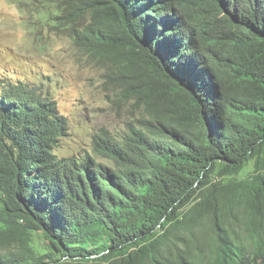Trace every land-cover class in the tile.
<instances>
[{"label":"trees","instance_id":"1","mask_svg":"<svg viewBox=\"0 0 264 264\" xmlns=\"http://www.w3.org/2000/svg\"><path fill=\"white\" fill-rule=\"evenodd\" d=\"M66 1L154 120L60 156L57 102L1 79L0 264H264V0Z\"/></svg>","mask_w":264,"mask_h":264},{"label":"rangeland","instance_id":"2","mask_svg":"<svg viewBox=\"0 0 264 264\" xmlns=\"http://www.w3.org/2000/svg\"><path fill=\"white\" fill-rule=\"evenodd\" d=\"M66 4V0H0V80L29 84L57 102L69 122L68 134L57 148L60 156L88 152L114 165L96 154L95 137L108 132L122 139L130 124L154 117L137 96H124L118 84L107 80L116 71L112 58L74 42L64 16Z\"/></svg>","mask_w":264,"mask_h":264}]
</instances>
